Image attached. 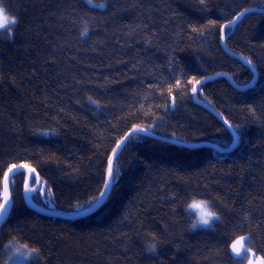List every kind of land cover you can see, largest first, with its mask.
<instances>
[{
	"label": "trees",
	"instance_id": "trees-1",
	"mask_svg": "<svg viewBox=\"0 0 264 264\" xmlns=\"http://www.w3.org/2000/svg\"><path fill=\"white\" fill-rule=\"evenodd\" d=\"M0 3L16 18L0 36V205L26 165L56 211L28 210L39 191L13 175L0 264L9 241L33 264H245L239 237L264 259V0ZM135 128L170 142L125 139ZM117 144L107 199L63 216L96 206ZM193 196L219 217L196 231Z\"/></svg>",
	"mask_w": 264,
	"mask_h": 264
},
{
	"label": "clouds",
	"instance_id": "clouds-1",
	"mask_svg": "<svg viewBox=\"0 0 264 264\" xmlns=\"http://www.w3.org/2000/svg\"><path fill=\"white\" fill-rule=\"evenodd\" d=\"M15 23L16 18L7 11L2 3H0V24L4 25V27H0V32L6 34L9 41L13 39ZM9 29H11V31H9ZM184 211L186 215L190 216L189 227L191 231L208 227L213 221V216L211 214H216L210 201L195 196L191 197L184 205ZM144 243L146 252L151 254L156 253L157 242L154 238L146 240Z\"/></svg>",
	"mask_w": 264,
	"mask_h": 264
},
{
	"label": "water",
	"instance_id": "water-1",
	"mask_svg": "<svg viewBox=\"0 0 264 264\" xmlns=\"http://www.w3.org/2000/svg\"><path fill=\"white\" fill-rule=\"evenodd\" d=\"M235 24L232 25V27H234ZM194 94V93H193ZM196 102H198L196 100ZM219 118V117H218ZM221 120V118H219ZM225 126L230 130V132L232 133V136L233 138H235V133L232 131V129L223 121L221 120ZM145 134L147 135L148 137L152 138V139H155L157 141H160V142H167L169 143L170 141L169 140H166V139H163V138H160V137H157L151 133H144V132H129L126 137L127 139L134 135V134ZM123 147V144L122 146L120 147V149L118 150V152L114 155V157L112 158V164H113V161L115 160V158L117 157L119 151L121 150V148ZM21 166H18V167H14V168H11L13 169L14 171L16 170H20ZM18 172H25L26 173V182H25V185L27 184L28 185V182H29V175H28V167L24 168L22 171H16V173ZM34 174V173H33ZM12 176H13V173L8 171L6 173V175L4 176V179H3V182H2V202H1V205L4 206V208L6 209V211L3 212L2 215H0V228L1 226L4 224V222L7 220L9 214H10V211H11V204H10V195H9V182L11 181L12 179ZM109 194V193H108ZM108 196V195H107ZM107 196L104 197L101 201H99L96 206L92 209L89 210V212H85V213H93L95 212L96 210H98L100 208V206L102 205V203L107 199ZM5 200L8 201L7 204H5ZM23 202H24V205L25 207L28 209V210H31V211H34V212H42V211H45L43 210L42 208H40L38 205L34 204L31 199H30V195L29 194H25L24 198H23ZM240 238V237H239ZM239 238L235 239L229 246V254L231 255L232 258H235V259H238L240 258L243 254H245V242L247 240V238L245 237V240L243 241V244H244V248L241 250V255L240 256H237L234 252H232V244L238 240ZM247 260L245 262V264H249V261L252 262V264H259V261L262 260V258L260 256H256L253 252L251 251H248L247 252Z\"/></svg>",
	"mask_w": 264,
	"mask_h": 264
},
{
	"label": "snow or ice",
	"instance_id": "snow-or-ice-1",
	"mask_svg": "<svg viewBox=\"0 0 264 264\" xmlns=\"http://www.w3.org/2000/svg\"><path fill=\"white\" fill-rule=\"evenodd\" d=\"M89 2H91V0H89ZM201 2L203 3V0H201ZM234 21H229V24L233 23ZM0 27H4L3 24H0ZM227 27V26H225ZM9 31H11V29H9ZM87 29H85V33H86ZM248 63H251V61H249ZM190 83H194V84H200L201 81L197 80L195 78H193V81H191ZM177 87H179L180 85V81L177 80L176 82ZM197 91L196 87L192 88V92L195 93ZM169 92H171V89H169ZM227 123V122H225ZM148 130L145 128H135L133 129V132H147ZM125 139H127V137H125ZM121 143H123V141H121ZM121 147V144H117L116 148L119 149ZM116 149L113 150V153L115 154ZM26 165H22L20 170H16V171H22L24 168H26ZM10 172L13 173V175L16 174V171H14L13 169L9 170ZM33 173H35V169L33 168H28V175H29V179L33 182V183H39V177L38 176H34ZM107 179L104 182V190L100 192L99 196H97L95 198V201H101L104 197H106L111 189L112 186V180L114 179L113 177V166H112V161L111 159L109 160L108 163V168H107ZM25 191H39V189H30L27 184L25 185ZM8 201L5 200V204H7ZM95 204H93L92 202L89 203V206L87 209H81L77 211V214H84L85 212H89V209L94 206ZM81 206H78V209H80ZM6 211V209L4 208V206L0 205V215L3 214V212ZM213 216V220L215 219H219V217H217L216 214H211ZM245 240V237H240L238 240H236L231 248H232V252H234L237 256L241 255V250L244 248V244L243 241ZM250 251V249H245V254H247V252ZM249 264H252L251 261H249ZM259 264H264V259L259 261Z\"/></svg>",
	"mask_w": 264,
	"mask_h": 264
},
{
	"label": "rangeland",
	"instance_id": "rangeland-1",
	"mask_svg": "<svg viewBox=\"0 0 264 264\" xmlns=\"http://www.w3.org/2000/svg\"><path fill=\"white\" fill-rule=\"evenodd\" d=\"M3 35L7 38L6 34L0 32V36ZM39 198L38 206L40 208L50 213L56 212L45 194L42 183H40ZM90 209H92V207ZM60 213L65 217H76L79 215L77 214V211H64ZM35 260L36 255L34 251L19 244L18 242L9 241L4 245L2 252V264H33Z\"/></svg>",
	"mask_w": 264,
	"mask_h": 264
}]
</instances>
